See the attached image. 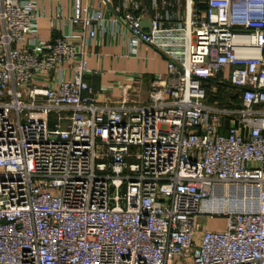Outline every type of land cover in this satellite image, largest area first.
Here are the masks:
<instances>
[{
	"label": "built area",
	"instance_id": "1",
	"mask_svg": "<svg viewBox=\"0 0 264 264\" xmlns=\"http://www.w3.org/2000/svg\"><path fill=\"white\" fill-rule=\"evenodd\" d=\"M144 1L117 21L169 77L110 106L86 81L101 10L74 0L73 34L43 41L34 0H0V264H264V0L149 31ZM201 217L227 225L199 237Z\"/></svg>",
	"mask_w": 264,
	"mask_h": 264
},
{
	"label": "crops",
	"instance_id": "2",
	"mask_svg": "<svg viewBox=\"0 0 264 264\" xmlns=\"http://www.w3.org/2000/svg\"><path fill=\"white\" fill-rule=\"evenodd\" d=\"M34 1L37 4L38 18L36 33L43 41L67 38L73 34L74 28L69 19L74 0ZM163 1L156 0L157 9L153 7V0L141 3V8L144 9L142 25L146 31H149L151 19L156 15L168 17L167 25L178 26L207 8V0H166V5ZM127 3L128 0H84L85 6L90 10H101L105 19L104 30H98L92 47L87 51L90 73L86 76V81L94 88L101 104L110 106L120 105L128 86L132 87L129 92L131 100H140L145 97L144 91L150 89L155 78L169 77L166 59L155 49L138 42L117 21Z\"/></svg>",
	"mask_w": 264,
	"mask_h": 264
},
{
	"label": "rangeland",
	"instance_id": "3",
	"mask_svg": "<svg viewBox=\"0 0 264 264\" xmlns=\"http://www.w3.org/2000/svg\"><path fill=\"white\" fill-rule=\"evenodd\" d=\"M229 81H230L229 75L228 74L224 75L222 84H225V85H222L219 88L220 98H222V99L226 98L225 104H229V102H230L228 100L227 94L233 93V91L231 89H229V87L226 85L229 83ZM215 88H217V85H215ZM149 91H150V89L144 91L145 97H143L142 99L137 100V101H141V100L143 101L144 100V102H147L148 97H149ZM237 102H238V100L236 99L232 102V104H236ZM99 103H102V102L99 101ZM235 109H237V106L235 107ZM226 225H227V218L226 217H214L212 219L206 218V217H201L197 220L196 229H197L198 235L200 237L203 234L205 227L209 228L210 230H216L217 228H219V230H223V229H225Z\"/></svg>",
	"mask_w": 264,
	"mask_h": 264
},
{
	"label": "trees",
	"instance_id": "4",
	"mask_svg": "<svg viewBox=\"0 0 264 264\" xmlns=\"http://www.w3.org/2000/svg\"><path fill=\"white\" fill-rule=\"evenodd\" d=\"M235 105H236V106H239V103H236Z\"/></svg>",
	"mask_w": 264,
	"mask_h": 264
},
{
	"label": "water",
	"instance_id": "5",
	"mask_svg": "<svg viewBox=\"0 0 264 264\" xmlns=\"http://www.w3.org/2000/svg\"><path fill=\"white\" fill-rule=\"evenodd\" d=\"M107 2V0H105Z\"/></svg>",
	"mask_w": 264,
	"mask_h": 264
}]
</instances>
